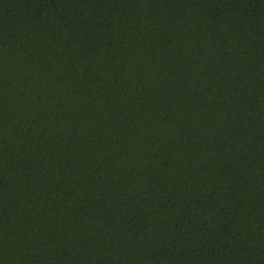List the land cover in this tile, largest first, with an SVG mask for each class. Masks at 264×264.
Listing matches in <instances>:
<instances>
[{"label":"trees","instance_id":"1","mask_svg":"<svg viewBox=\"0 0 264 264\" xmlns=\"http://www.w3.org/2000/svg\"><path fill=\"white\" fill-rule=\"evenodd\" d=\"M0 264H264V0H0Z\"/></svg>","mask_w":264,"mask_h":264}]
</instances>
